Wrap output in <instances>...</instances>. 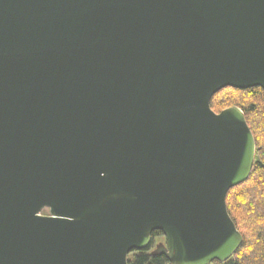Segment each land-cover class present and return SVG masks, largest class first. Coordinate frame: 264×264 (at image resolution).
Segmentation results:
<instances>
[{
  "label": "water",
  "instance_id": "water-1",
  "mask_svg": "<svg viewBox=\"0 0 264 264\" xmlns=\"http://www.w3.org/2000/svg\"><path fill=\"white\" fill-rule=\"evenodd\" d=\"M225 87L264 90V0H0V264H128L153 231L230 258L255 141Z\"/></svg>",
  "mask_w": 264,
  "mask_h": 264
},
{
  "label": "trees",
  "instance_id": "trees-1",
  "mask_svg": "<svg viewBox=\"0 0 264 264\" xmlns=\"http://www.w3.org/2000/svg\"><path fill=\"white\" fill-rule=\"evenodd\" d=\"M226 90L236 94L233 98L216 101V96ZM209 105L216 113L233 105L239 107L255 141L254 161L248 178L230 188L225 196L227 212L241 233L242 242L230 258L210 264H264V90L225 87L211 97ZM43 210L48 212L46 208ZM160 235V231H153L150 245L131 251L127 263L169 264L164 255L151 250L153 239Z\"/></svg>",
  "mask_w": 264,
  "mask_h": 264
},
{
  "label": "rangeland",
  "instance_id": "rangeland-1",
  "mask_svg": "<svg viewBox=\"0 0 264 264\" xmlns=\"http://www.w3.org/2000/svg\"><path fill=\"white\" fill-rule=\"evenodd\" d=\"M233 94L235 95L236 93H233V92H231V91H229V90H226V91H222V92H220L217 96H216V101H218V100H220L221 98L222 99H224V98H233L234 96H233ZM229 96V97H228ZM223 105V104H222ZM221 105V106H222ZM220 108V107H219ZM41 214H48V212L47 211H41ZM160 242H164V238H163V236L162 235H160V236H158V237H156V238H154L153 239V241H152V247H151V250L152 249H154L155 248V245L157 244V243H160Z\"/></svg>",
  "mask_w": 264,
  "mask_h": 264
}]
</instances>
